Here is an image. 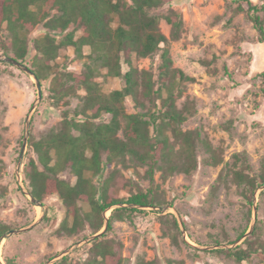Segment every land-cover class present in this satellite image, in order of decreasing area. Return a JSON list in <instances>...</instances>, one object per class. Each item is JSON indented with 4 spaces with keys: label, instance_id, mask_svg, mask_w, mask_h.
Returning <instances> with one entry per match:
<instances>
[{
    "label": "rangeland",
    "instance_id": "374dc122",
    "mask_svg": "<svg viewBox=\"0 0 264 264\" xmlns=\"http://www.w3.org/2000/svg\"><path fill=\"white\" fill-rule=\"evenodd\" d=\"M251 1L255 5L264 3V0ZM238 6L234 0H174L151 12L162 18L161 30L167 37H170L171 26L164 17L171 12L183 17V34L171 43V56L174 67L195 82L181 87L183 96L178 107L193 109V115L181 129L199 132L205 143H197L198 167L194 172L170 174L164 180L163 173L157 171L154 185L146 175L148 167L128 162L130 157L125 163L115 161L105 165V177L114 171H119L123 177L124 184L115 191L120 198L153 188L160 204L151 208L126 207L141 213L114 222L108 239L123 244L124 264H138L142 259L158 264H264L262 252L244 262L228 256V251L243 245L254 234L264 245V190L260 191L264 184L254 191L251 206L247 197L252 192L235 176L242 172L258 181L264 177V97L262 81L256 78L264 72V43L260 42L247 15L237 13ZM262 16L264 19V13ZM45 34L41 25L29 36V57L24 64L33 71L44 64L35 60L33 42ZM10 40L4 24L0 27V48ZM84 53L89 55L90 48L85 47ZM1 55L4 54L0 52ZM83 61L86 60L78 59L74 48L70 47L60 52L53 65L80 74ZM160 63L158 54L137 65L154 73L157 79ZM52 80L53 77L42 83L43 99L38 102L34 78L11 64L0 62V225L10 229L0 242L1 260L5 264L7 261L12 264H49L51 261L53 264H83L94 242H85L94 236L87 233L75 237L59 234L65 217V207L59 197H50L44 207L35 206L17 178L20 171L24 181V165L29 157L38 160L31 151L30 139L40 140L51 131L59 130L63 114L68 111L75 117L82 105L81 99L74 97L57 103ZM97 81L105 94L124 87L122 78L107 77L106 70H102ZM79 95L83 97L85 92L80 91ZM35 104L30 139L19 168L27 120ZM126 109L130 114L143 112L135 108L131 98L126 101ZM110 119L105 114L95 122L108 123ZM179 148L176 145V150ZM212 157L215 160L209 163ZM62 178L72 184L76 182L70 170L64 172ZM94 182L100 185L98 179ZM25 188L29 191L26 185ZM255 203L258 205L256 220ZM112 211L107 212L106 217L109 218ZM172 216L177 220L179 231L174 227ZM30 227L33 228L10 235L13 230ZM253 227L251 236L238 243L241 235L244 232L246 235Z\"/></svg>",
    "mask_w": 264,
    "mask_h": 264
},
{
    "label": "trees",
    "instance_id": "16d2710c",
    "mask_svg": "<svg viewBox=\"0 0 264 264\" xmlns=\"http://www.w3.org/2000/svg\"><path fill=\"white\" fill-rule=\"evenodd\" d=\"M173 1L0 0V27L6 24L11 38L0 52L26 63L29 36L43 25L45 36L33 42L37 53L35 60L44 63L42 68L34 71L37 78L43 83L53 77L52 90L57 103L69 97L82 101L75 117L68 111L63 114L59 130L51 131L40 140L30 139L31 151L38 160L28 158L23 176L35 200L43 205L53 196L61 200L65 217L59 234L69 237L83 233L96 235L108 222L106 234L92 243L89 257L83 264H124L123 244L109 240L108 233L113 230L115 221L131 219L133 214L141 212L118 208L107 219L108 210L121 204L160 205L153 188L120 198L115 191L124 184L123 177L119 171L105 177V165H112L115 161L125 163L130 157L128 162L148 167L146 175L153 185L157 171H161L166 180L174 173L190 175L198 167L197 143L205 142L199 132L181 129L193 115V109L178 107L183 96L182 85L194 83L195 79L174 67L170 50L171 43L178 41L183 34L184 20L180 13L166 15L164 19L171 26L170 37H167L161 30L162 18L151 14ZM234 1L239 3L237 13L247 15L260 36V42L264 43V3L255 5L251 0ZM77 33L80 36L77 37ZM70 47L74 48L78 59L86 60L80 74L53 65L60 52ZM85 47L90 48L89 55H85ZM158 54L161 63L155 79L154 73L140 69L137 62ZM34 64L38 63L35 61ZM102 70L107 71V77L122 78L124 87L105 94L97 81ZM256 78L262 81L264 97V72L257 74ZM80 91H84L85 96L81 97ZM129 98L135 108L143 112L128 113L126 101ZM105 114L111 117L110 122H95ZM176 145L180 146L178 150ZM214 160L212 157L209 163ZM67 170L75 177L74 184L62 178ZM235 176L252 192L250 197L246 196L252 206V195L264 184V177L258 181L242 172L235 173ZM95 179L100 185L94 182ZM172 218L179 231L177 220ZM9 230L0 225V242ZM255 236L228 251V256L244 262L257 253L264 254V245ZM6 264L12 263L7 261ZM138 264L158 263L142 259Z\"/></svg>",
    "mask_w": 264,
    "mask_h": 264
},
{
    "label": "water",
    "instance_id": "95a60500",
    "mask_svg": "<svg viewBox=\"0 0 264 264\" xmlns=\"http://www.w3.org/2000/svg\"><path fill=\"white\" fill-rule=\"evenodd\" d=\"M0 62H6L8 64H11L12 66L22 70L23 72L27 73L28 75H30L31 77L34 78V80L36 81V84H37V88H38V94H39V99H38V102H40L42 99H43V86H42V83L41 81L37 78V75L36 73L30 68L28 67L26 64L16 60V59H13L11 57H8V56H5V55H1L0 56ZM37 107V104L34 105L32 111H31V115L29 116L28 120H27V125H26V133H25V137H24V142H23V150H22V153L20 155V162H19V168L22 164V161H23V157H24V154H25V150L28 146V142H29V139H30V127H31V120H32V114H33V111L36 109ZM17 178H18V181H19V184L22 188V190L25 192V194L30 198L31 202L36 205V206H40V207H44V205L35 200L30 192L25 188V184H24V181H23V178H22V175H21V172L18 171L17 172ZM263 191L264 190V186L260 189V191ZM126 207H134V208H151V207H139V206H134V205H130V204H121V205H118V206H115L113 208H111L110 210H114V209H118V208H126ZM108 210V212L110 211ZM254 213H255V220L257 218V213H258V205L257 203L254 204ZM107 219H109L107 217ZM180 224L182 225V222L180 221ZM34 227V226H33ZM33 227H30L28 229H24V230H20V231H11L10 232V235H14V234H18V233H23V232H26L27 230H30L31 228ZM107 228H108V222H106V225H105V228L98 234L94 235V236H91L89 237L88 239L85 240L86 243H91L99 238H101L104 234H106L107 232ZM254 231V227L251 229V231L249 233H247L246 235L243 236L242 239H240L238 241V243L240 242H244L249 236H251V234L253 233ZM183 234L185 236L186 234V231L183 229ZM5 238V237H4ZM3 238V239H4ZM80 245V244H79ZM77 245V246H79ZM219 248V247H217ZM67 253V252H66ZM65 253V254H66ZM0 264H5L1 258H0ZM49 264H53V262L51 261Z\"/></svg>",
    "mask_w": 264,
    "mask_h": 264
},
{
    "label": "built area",
    "instance_id": "2783aa9c",
    "mask_svg": "<svg viewBox=\"0 0 264 264\" xmlns=\"http://www.w3.org/2000/svg\"><path fill=\"white\" fill-rule=\"evenodd\" d=\"M0 258H1V253H0Z\"/></svg>",
    "mask_w": 264,
    "mask_h": 264
}]
</instances>
